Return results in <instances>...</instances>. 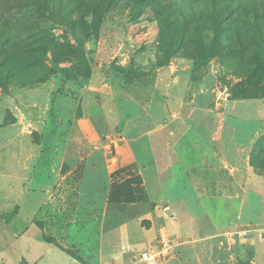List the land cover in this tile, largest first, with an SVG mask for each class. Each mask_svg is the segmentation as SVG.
Segmentation results:
<instances>
[{
  "label": "rangeland",
  "instance_id": "rangeland-1",
  "mask_svg": "<svg viewBox=\"0 0 264 264\" xmlns=\"http://www.w3.org/2000/svg\"><path fill=\"white\" fill-rule=\"evenodd\" d=\"M1 17L0 264H140L170 233L144 179L161 150L184 183L169 144L190 129L264 175V0H15Z\"/></svg>",
  "mask_w": 264,
  "mask_h": 264
},
{
  "label": "crops",
  "instance_id": "crops-1",
  "mask_svg": "<svg viewBox=\"0 0 264 264\" xmlns=\"http://www.w3.org/2000/svg\"><path fill=\"white\" fill-rule=\"evenodd\" d=\"M160 151L153 161L155 172L144 179L147 194L161 216L159 229H167L170 232L167 235L173 240L187 238L193 242L184 250L172 253L173 259L178 264H186V261L197 264H208L209 261L215 264H243L244 251L249 248L251 256H248L245 264H259V257L260 260L264 257V241L254 240L253 233L249 235V240L254 244L248 245L247 242L236 245L233 244L236 242L233 233L258 227L257 224L245 222L244 218L251 202L263 203L264 206V175L256 172L246 160L235 163L225 151L212 148L190 129L169 144V152L174 155L184 182L171 183L168 174L172 167ZM169 193H178V196L172 198ZM191 199L198 203L201 217L194 213L189 203ZM96 214L92 213L91 218L98 220L100 215ZM126 226L103 231L97 240L99 248L104 243V235H117ZM137 231L142 237L146 235L143 228ZM185 256L187 259H184Z\"/></svg>",
  "mask_w": 264,
  "mask_h": 264
},
{
  "label": "built area",
  "instance_id": "built-area-1",
  "mask_svg": "<svg viewBox=\"0 0 264 264\" xmlns=\"http://www.w3.org/2000/svg\"><path fill=\"white\" fill-rule=\"evenodd\" d=\"M256 232H259L261 236H264V228H245L235 231L239 237H244ZM181 242V240H173L169 236L162 237L160 244L153 248L143 249L138 255V261L140 264H164V261L169 256L172 247Z\"/></svg>",
  "mask_w": 264,
  "mask_h": 264
},
{
  "label": "trees",
  "instance_id": "trees-1",
  "mask_svg": "<svg viewBox=\"0 0 264 264\" xmlns=\"http://www.w3.org/2000/svg\"><path fill=\"white\" fill-rule=\"evenodd\" d=\"M0 15L2 16L1 18L3 19H7L6 21H14L15 20V0H0ZM6 9V10H5ZM257 66V71L260 74L264 73V65L260 62L257 61L256 63ZM263 146L264 145V136L261 138V140L259 142H257L256 147L259 146ZM257 156L255 155V153L253 152L251 154V158H252V165L255 167H258V164H261V166L264 167V161L256 163L254 160Z\"/></svg>",
  "mask_w": 264,
  "mask_h": 264
}]
</instances>
